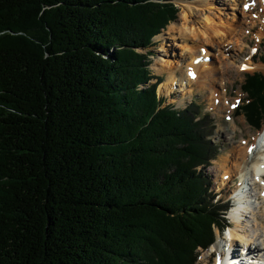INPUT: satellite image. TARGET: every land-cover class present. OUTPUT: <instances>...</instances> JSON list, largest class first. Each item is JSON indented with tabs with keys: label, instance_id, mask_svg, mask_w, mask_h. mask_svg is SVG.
Returning <instances> with one entry per match:
<instances>
[{
	"label": "trees",
	"instance_id": "16d2710c",
	"mask_svg": "<svg viewBox=\"0 0 264 264\" xmlns=\"http://www.w3.org/2000/svg\"><path fill=\"white\" fill-rule=\"evenodd\" d=\"M177 13L0 0V264H196L214 242L228 206L204 170L213 129L193 101L162 106L139 52ZM241 89L237 113L259 129L264 76Z\"/></svg>",
	"mask_w": 264,
	"mask_h": 264
},
{
	"label": "rangeland",
	"instance_id": "374dc122",
	"mask_svg": "<svg viewBox=\"0 0 264 264\" xmlns=\"http://www.w3.org/2000/svg\"><path fill=\"white\" fill-rule=\"evenodd\" d=\"M241 2H243V0H173V3L178 9L176 18L160 32L161 36L153 39L151 47L145 50H139L140 54L145 56L147 67L154 76L151 84L157 85V96L164 99L162 106L170 105L173 109L180 110L190 106L192 101L201 106L202 113L207 117V128L213 129L210 139L218 146L219 150V154L215 160L211 162L212 164L204 169L211 185L212 195L214 196L212 202H219L228 207H230L229 204L231 203V198L229 197L234 190L238 188V180L240 179L234 175L230 177L228 174L225 175L226 177L229 176L228 178H220L218 166L225 164L223 160H225L227 156H233L232 154L239 148L238 144H240L241 138L246 139L249 133L252 134L258 130L248 125L243 115L237 112L238 106L240 107L246 100V95L241 89L245 74L258 73L264 76V60H262V57H264V31L261 28L260 18H258L262 11L261 3L259 0H246L247 5L241 7ZM182 4L191 7L190 12H192V15L189 16L188 20L191 21L189 24L195 27L206 25L207 22L205 21V17L218 23H230L233 22L232 20L235 18L237 21L235 25L237 27L235 34L233 33L231 37V42H237L235 40L241 41L243 44L242 48L234 44L226 46L227 43L225 44V42L224 44L216 42L215 44L221 47L225 45L223 47L224 54L222 56V54L219 53L220 50L217 49L218 47L214 46L212 48L205 45V40L202 35H199V37L197 36L199 38L198 41H200L198 43V41H194L192 37L190 38L184 33L169 32L171 26H176L177 28L183 26V17L181 13L184 7ZM185 45H188L190 50H184ZM194 45L195 47H192ZM200 45L203 46V48H201ZM206 49L209 51V55L204 57L203 52H205ZM191 56H197L195 64L199 65L201 69L202 63H206L215 68V72L210 71L211 73L205 70L209 75L208 79L215 77L214 81L211 82V87L204 85L202 89H198L195 88L197 83L194 81L192 84L186 85L182 84L188 82L182 81L181 86H179V82H177L176 85L170 86L172 89L170 93L161 90V84L168 76L166 73L157 74L153 68L161 67L164 69L163 65L165 63H172L178 66L176 67L177 69L181 70V72L177 71L174 75L177 79H182L187 76L190 80H193L195 79V75L192 74L190 76V71H192L191 64L189 66ZM248 60H251L250 66L246 65L245 61ZM226 68L227 70H225ZM198 81H200V79ZM192 89V95L189 96V98L185 96V98L182 99L181 92L179 91H188ZM263 122L264 120L261 122L259 128H261ZM219 129L224 133L221 132L217 134ZM228 207L227 210L223 212L225 221L222 223V229L216 225L211 226L213 238H216L218 246H222L219 247L220 253H225V250L231 244V242H229L230 244L228 243L226 248L223 242L225 235L229 234V231L235 227V224L229 218ZM255 210L256 213H260L261 211ZM225 213H228V215L226 216ZM242 220L241 227L245 230H249L246 222L252 221L248 218H242ZM262 223H264V221H262ZM230 225L231 227H229ZM217 245L213 246V248H208L206 251L196 248L195 251H197L199 256L196 264H214L215 258L212 256V253L214 249L218 248ZM232 245H235L237 251L242 248L236 241H233ZM189 246L193 247L194 245L190 242ZM189 246L184 248L185 252L190 250ZM251 248L253 249L254 247ZM221 249H224V251H221ZM262 253L264 254V251H262ZM139 264H144V262L140 261Z\"/></svg>",
	"mask_w": 264,
	"mask_h": 264
},
{
	"label": "bare ground",
	"instance_id": "6f19581e",
	"mask_svg": "<svg viewBox=\"0 0 264 264\" xmlns=\"http://www.w3.org/2000/svg\"><path fill=\"white\" fill-rule=\"evenodd\" d=\"M259 1L261 2L260 5L262 11H259L260 14L258 18H260L261 28L264 31V0ZM241 3V7L243 5H247L246 0H243V2ZM182 6L184 7L181 13L183 17V26L178 28L176 26H171L169 32H180L182 34L184 33L188 37H192L194 41H198L199 35H202L205 40V45L212 48L214 46L218 47L217 49L220 50L219 53L222 54V56L224 54L223 47L225 45H222L221 47L220 45H216V42H219L220 44H224L225 42V44L227 43L226 46L229 44H234L242 48L243 44L241 41L235 40L237 42H231V37L233 33L235 34V30L237 27L235 25V23H237L235 18L234 20H232L233 22L230 23H218L213 20L211 21L209 20V18L207 19L205 17V21L207 22L206 25H203L202 27H195L194 25L189 24V22L191 21L188 20L189 16L192 15V12H190L191 7L186 4H182ZM159 36H161V34L157 35L156 38H158ZM182 37L186 38L185 36ZM199 42L200 41H198V43ZM192 47H195V45ZM201 48H203V46H201ZM186 49L190 50V47L188 45H185L184 50ZM203 53L204 57L209 55V51H207V49ZM196 57L191 56V61L189 62V66L191 64L192 70L190 71V76L192 74L195 75V79L193 80H190L187 76L182 79H177L174 75L177 71L181 72V70L177 69L176 67L178 66H175L172 63H165L164 65L162 64L164 66V69L161 67H154L153 69L157 72V74L166 73L168 76V78L161 84V90L166 93H170L172 92L170 86L176 85L177 82H179L178 84L179 86H181L182 81L188 82L182 85L192 84L194 81L195 83H197V86H195V88L198 89H202L204 85H208L209 87H211V82L214 81L215 77L208 79L209 75L205 72V70H208L209 72H215V68H213V66L211 65L209 66L206 63H202L201 69L199 65L195 64ZM245 62L247 66L251 65V60ZM225 70H227V68ZM199 79L200 81H198ZM179 92H181L182 99H184L185 96L189 98V96L192 95L191 92H193V89L188 91L181 90ZM221 132L223 131L219 129L217 131V134H220ZM238 147L239 148L236 151L234 150L235 152L234 154H232L233 156H227L225 160H223L225 164H223L222 166H218V174H220V178H225V175L228 174L230 175V177L234 175L240 179L238 180L239 185L237 184L238 188H236L232 195L229 197L233 198V201L236 202V207L229 213V218L235 224V227L234 229L229 231V234L225 235L226 239L231 242V244L229 243L230 245L228 246L229 252L228 254L222 253L219 255L218 264H232L234 263V261H232V258L229 256L231 255V253H236V257H238L241 253H244V248H241L243 251L239 250L238 252H236L235 245H232L233 241L238 242L240 247H244L243 245L248 246L246 247V249L247 251H250L251 255H254L253 253H257L256 256H258L260 259H264V254L262 253V251H264V223H262V221H264V182L259 177L260 174L264 173V122L262 123L261 128H259L252 134L249 133V135L246 136V139L241 138ZM255 209L261 210L260 213H256ZM242 218H248L252 221L246 222L249 230H245L243 229V227H241V221H243ZM251 247L254 248L252 249ZM251 260L252 262L250 263L255 264L257 259L255 258V261H253L254 259Z\"/></svg>",
	"mask_w": 264,
	"mask_h": 264
}]
</instances>
